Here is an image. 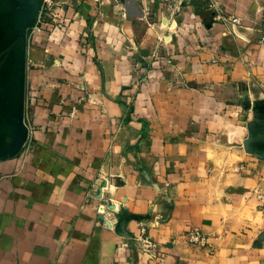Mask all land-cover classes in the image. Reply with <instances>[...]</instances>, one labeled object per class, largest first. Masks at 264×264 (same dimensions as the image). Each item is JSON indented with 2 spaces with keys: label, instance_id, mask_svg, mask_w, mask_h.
<instances>
[{
  "label": "crops",
  "instance_id": "1",
  "mask_svg": "<svg viewBox=\"0 0 264 264\" xmlns=\"http://www.w3.org/2000/svg\"><path fill=\"white\" fill-rule=\"evenodd\" d=\"M37 2L0 0V264H264V0Z\"/></svg>",
  "mask_w": 264,
  "mask_h": 264
},
{
  "label": "built area",
  "instance_id": "2",
  "mask_svg": "<svg viewBox=\"0 0 264 264\" xmlns=\"http://www.w3.org/2000/svg\"><path fill=\"white\" fill-rule=\"evenodd\" d=\"M51 2V0H41L37 14L35 16L36 25H42L41 23H43V21L45 20V13L51 6ZM260 42L264 43V14L261 23ZM256 196L259 202L262 204L261 206H264V193H257ZM185 240L191 246L211 251V246L209 245L207 237L198 230H191L186 233ZM143 252L154 258V255L156 254V247L155 245L147 242L144 245Z\"/></svg>",
  "mask_w": 264,
  "mask_h": 264
},
{
  "label": "rangeland",
  "instance_id": "3",
  "mask_svg": "<svg viewBox=\"0 0 264 264\" xmlns=\"http://www.w3.org/2000/svg\"><path fill=\"white\" fill-rule=\"evenodd\" d=\"M51 1H52L51 6L45 13V20L43 21V23H41L42 25H36L35 20H34L33 24L31 25L32 31L43 30V31L52 32L56 28L61 26L59 23H57L55 19V13H54V10L56 8L55 6L59 3V0H51ZM40 2L41 0H39V5H40Z\"/></svg>",
  "mask_w": 264,
  "mask_h": 264
},
{
  "label": "water",
  "instance_id": "4",
  "mask_svg": "<svg viewBox=\"0 0 264 264\" xmlns=\"http://www.w3.org/2000/svg\"><path fill=\"white\" fill-rule=\"evenodd\" d=\"M38 8H39V0H38V2H37V7H36V13H35V16H36V14H37Z\"/></svg>",
  "mask_w": 264,
  "mask_h": 264
}]
</instances>
